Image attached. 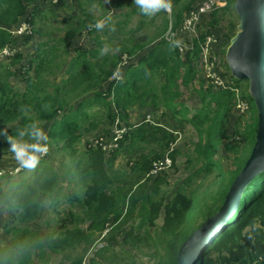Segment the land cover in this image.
<instances>
[{"label": "trees", "instance_id": "1", "mask_svg": "<svg viewBox=\"0 0 264 264\" xmlns=\"http://www.w3.org/2000/svg\"><path fill=\"white\" fill-rule=\"evenodd\" d=\"M89 1L94 4L96 0ZM200 1L167 0L170 13L165 8L145 19L132 0H106L102 2L104 10L129 8L106 21L105 36L94 27L89 28L97 19L94 15L86 13L82 18L72 14L63 21L66 25L63 38L48 36L38 42L34 56L26 59L19 52L9 62H0V129L15 135L31 121H38L48 137L47 151L62 149L71 155L77 152L73 160L76 170L70 168L68 173L81 182V195L74 192L69 197L71 203L80 205L81 211L69 208V216L43 240L38 230L23 227L21 223L40 215L44 206L42 198L57 202L62 192L57 170L47 163V152L33 167L31 176H20L12 185L11 177L0 179V202L11 208L12 219L20 223L6 230L12 236L10 246L0 245L3 264H30L35 255L47 260L48 253H56L70 264H83L86 260L89 264H145L138 255L148 256L150 264H178L180 246L200 227L195 224L196 219L190 222L196 198L208 212L204 220L219 210L251 154L259 118L248 80L233 75L235 80L229 88L214 90L208 86L205 90L200 85L196 89L200 104L191 117V109L184 102H177L181 95L178 81L190 88L198 77L193 62L200 54L205 35L215 33L220 40L217 51L226 53L237 33L236 28L230 30L224 24L225 20L239 23L235 0H228L204 20L207 29L202 30L193 50L182 54L165 34L170 25L178 28ZM79 4L84 5L80 0ZM138 13L137 23L131 25L132 17ZM46 19V13L38 14L37 0H0V49L10 44L20 46L19 37L11 29L24 21L31 27V32L23 35L24 43H29L35 35H46ZM146 23L152 25L153 31L140 34ZM85 32L90 36L89 45L74 46L71 39ZM104 45H108V51H102ZM124 56L128 63L124 77L119 78L116 73ZM17 63H21L19 67ZM224 64L230 73L226 59ZM63 69L66 76L56 82ZM17 72L25 74L22 92L14 91L12 84ZM244 81H247L245 86ZM238 87L241 98L250 102L247 111L250 116L243 127L239 125L241 118L236 110ZM147 106H152L156 114L143 118L132 128L131 111ZM116 117L130 126L125 135L128 153L141 150L132 159L128 172L126 169L119 172L113 166L121 149L108 156L101 146L90 142L81 152L77 147L83 134L97 128L103 118L106 124L107 119L113 122ZM190 124L199 138L186 154L188 176L169 195L161 188L162 183L168 184L167 179L161 175L151 178L149 172L153 163L167 154L175 160L179 151L172 145ZM103 134L107 135L108 131L104 130ZM238 141L247 148L246 155L241 153ZM221 147L235 154V169L227 176H222L224 171L215 159ZM0 151L10 152L8 141L2 136ZM216 169V176H220L218 189L208 193L199 186L192 187L195 178ZM25 171L23 168L22 175ZM161 217L159 226L156 221ZM194 264H264V171L245 186L237 209Z\"/></svg>", "mask_w": 264, "mask_h": 264}, {"label": "rangeland", "instance_id": "2", "mask_svg": "<svg viewBox=\"0 0 264 264\" xmlns=\"http://www.w3.org/2000/svg\"><path fill=\"white\" fill-rule=\"evenodd\" d=\"M84 5L83 7L90 9L94 8L92 11H86L84 8L79 4V0H58L57 3H53L52 0H37L38 3V14H47L48 20L46 19L45 22H47V25L44 28V31L47 33L41 39H46L48 36L51 37H60L63 38L65 36V27L66 25L63 24V21L68 19L72 14H74L77 17H85L86 13H90L94 15L95 18H103L105 16L110 17V19L114 18V15L119 14L120 12H125L126 7L129 8V6H126L124 9L122 8H111L110 10L106 8L104 10V6L102 5V2H106V0H96L94 4H92L90 1L87 2V0H80ZM30 8H33V5H30ZM166 11L170 13L169 9L166 8ZM116 13V14H115ZM209 15L203 16V21L205 19L209 18ZM140 13L136 14L135 17H132L131 25L134 23H137L135 18L139 17ZM143 18V17H142ZM145 19H149V16H144ZM26 22V21H24ZM22 22V23H24ZM21 23V24H22ZM225 26H227L230 30H233L236 28V31H239V23L236 25L235 22L230 23L228 21H224ZM202 22L199 25V29L201 28ZM20 26V25H19ZM18 27V26H17ZM15 27L14 29H16ZM153 27L151 24L146 23L143 26L142 31L140 34L145 33L147 35L148 32L153 31ZM98 34L101 36H105V27L102 30L97 31ZM23 35L25 34H15L18 38V43L21 47V50L19 52H23L25 55V58L28 59L31 56H34L35 54V42L34 38L29 43H24ZM36 36V35H35ZM73 40V41H72ZM71 42L74 46H80L85 47L88 46L91 42L90 36L85 32L83 35H79L75 39L72 38ZM51 43V42H49ZM176 45V44H175ZM74 48V47H72ZM178 50L185 54L190 50H193V48L188 49L185 52H182L179 48ZM227 50V49H226ZM34 51V52H33ZM18 52V53H19ZM207 59L205 55L203 54V49L201 46V51L198 56V58L193 62L196 69H198V77L193 85L190 86V88H186L181 81L179 80V91L181 93L180 97L177 98V102H184L185 105H187L191 112L189 113V116L191 117L195 112V107H198L200 104V96L199 93L196 91V89L199 88L201 85L203 89H207L208 86H211L214 90H219L226 88L229 83L234 82V77H232V74H230L226 66L224 64V61L226 59V53L223 51H215V46L212 45L208 48L207 51ZM21 63H17L16 67H19ZM125 67H122L120 70L117 71V77L122 78L124 77V70ZM15 70V68L13 69ZM60 74V75H59ZM56 76V82H58L62 77L66 76L65 70L63 69L61 73H59ZM24 73H18L12 77V84L14 87V91L22 92L25 88V81H24ZM219 77L223 80V84H215L213 83L214 77ZM246 80V79H241ZM203 81V82H202ZM247 81H244V86L246 85ZM249 83V81H248ZM243 86V87H244ZM195 88V89H194ZM237 93L240 95L241 90L238 87ZM242 96L240 95V98ZM247 104V109L242 112L239 116L241 118L239 120V125L244 126L246 120L249 118L250 113L248 114L247 111L250 109V102L247 98L243 100ZM97 109V105L94 107ZM136 114L130 115V125L131 127H135L137 123H139L143 118L150 117L151 114L155 115L156 111L152 106H147L143 108H136L135 110ZM232 125H234V120L231 121ZM14 125V124H12ZM10 125V126H12ZM232 127H229V129ZM125 129L124 133L121 136V139L117 141L118 147L117 149H121L118 153L116 159L114 160V168L117 169L119 172L126 169L128 172L131 167L132 159L136 158L134 154L128 153V144L125 138V135L129 132L130 126L126 125L125 123L121 122L118 117L115 118L113 122H109V120H106V124H104V118L102 119L101 123L97 128L94 130H91L90 132H85L81 139V141L77 144L78 149L85 150L88 142L92 143L93 145L96 144V140L101 141V138L109 139L111 138L115 133V130H123ZM108 131V134L104 136L103 131ZM231 131V129H230ZM103 134V135H102ZM199 138L198 132L196 128L190 124L187 129L183 132H181L176 140L174 141L172 148L174 150H178L179 153L176 155L175 160L171 158V165L162 171H159L157 176L161 175L165 177L168 181V184L162 183L161 188L162 190H167L168 194L171 195L172 190H174L178 185H180L186 176H188V170L186 168V160H187V153H190L192 147H194V144L197 143ZM237 144L241 145L239 147L241 149V153L243 155L247 154V148L242 147L244 144L241 142H236ZM105 146V144H104ZM54 148V147H53ZM138 150V149H137ZM140 151V150H139ZM45 154L47 156V163L49 165H52L53 168H55L58 172L60 184L62 187V192L56 200H45L42 197L43 200V208L41 209L40 215L34 219L25 221L21 223V226L26 227L28 229H34L38 230L41 233V236L43 240H45V236L49 233H53L55 230H57L58 225L61 223V220L64 217H68V209L73 208L77 212H80V205L78 203H71L69 197L74 194V192H80L79 188L81 186V182L79 179L73 175V173H68V169H72V171L76 170V166H73V160L77 157V152L74 155H71L66 150H50L46 151ZM141 152V151H140ZM140 152H137L138 154ZM107 153V152H106ZM241 154V155H242ZM53 157L51 158L50 156ZM234 153L233 152H227L225 151L224 147H221L217 153V156L215 159L218 160L220 163L219 168H221L224 173L222 176H227L229 172L233 169H235V163H234ZM22 169L23 167L19 166L15 159L13 158V154L11 152H3L0 151V179L2 181H5V178L11 177V183L10 185L14 184L20 176H31V173L33 171V168H25V172L22 175ZM218 172V169L213 171L212 173H209L207 175H204L202 178L198 177L195 178L191 185L193 188H197L198 186L202 189L208 190V193L214 192L216 189H218L220 185V176H216ZM5 177V178H3ZM155 176H151V178H154ZM79 181V182H78ZM17 185L14 187L16 188ZM19 190V189H18ZM158 194V197L161 196ZM81 195V192H80ZM20 210H23L20 208ZM206 210L202 207L201 202L198 198L195 200V204L193 207V210L190 213V222L193 223L196 219L195 224L198 226H201L204 220V215L206 214ZM208 213V212H207ZM16 214H19V212H16ZM13 213L11 211V208H9L7 205H4L0 202V245L2 247L10 246L11 242V233H8L6 230L9 227L10 230L12 228H16L14 226H20V223L18 222V219L13 220L12 219ZM156 223L160 226L162 224V217L159 218ZM101 244L99 243L98 246ZM48 258L47 260L40 259L36 255L34 256V260L30 264H70V261H63L61 256L56 253H48V255L45 256ZM139 259H142L145 264H150L149 257L138 255Z\"/></svg>", "mask_w": 264, "mask_h": 264}, {"label": "water", "instance_id": "3", "mask_svg": "<svg viewBox=\"0 0 264 264\" xmlns=\"http://www.w3.org/2000/svg\"><path fill=\"white\" fill-rule=\"evenodd\" d=\"M239 31L230 40L226 60L232 75L249 81V92L258 110L256 142L244 167L234 179L219 210L182 243L178 264H194L206 245L237 209L245 186L264 171V0H235Z\"/></svg>", "mask_w": 264, "mask_h": 264}, {"label": "built area", "instance_id": "4", "mask_svg": "<svg viewBox=\"0 0 264 264\" xmlns=\"http://www.w3.org/2000/svg\"><path fill=\"white\" fill-rule=\"evenodd\" d=\"M58 0H52L53 3H57ZM228 0H201L196 7L192 8L184 17L181 25L174 29L171 25L168 29V31L165 34V38L170 41L177 43H174L177 45V47L182 51L185 52L188 49L194 48L193 45L195 41H197L200 38V34L202 30L207 29L206 23L203 21V16L211 14L216 8L225 6L227 4ZM166 8L171 11L170 7L167 6ZM210 16V15H209ZM202 22L201 28L199 29V25ZM13 27L11 29L12 34L15 36V34H27L31 32V27L28 22H24L20 24L16 29ZM220 43L219 38L216 36L215 33H208L203 38V41L201 43L203 54L205 55L207 59V51L208 48L212 45L215 46V51H217L218 44ZM21 50L20 46L15 45H6L3 48L0 49V62H9V60L17 54ZM128 63L126 56H124V60L121 63V67H124ZM118 73H116L117 75ZM117 77V76H116ZM214 77L213 83L215 84H223V80L219 77ZM231 83L228 84L226 88L231 87ZM238 90V89H237ZM237 102H236V110L239 114L244 112L247 109V104L243 101L244 99L240 98V95L237 93ZM149 119L150 117H146ZM125 129L123 130H115L114 135L109 139H103L101 138V141L96 140V144L93 146H101L105 152H107L108 156L117 149L118 143L121 139L122 134L124 133ZM103 135V134H102ZM105 144V146H104ZM172 161L169 155H165L161 159L156 160L153 163V166L149 172V176H157L159 171L167 169L171 165ZM91 257V255H90ZM83 264H89L86 261L83 262Z\"/></svg>", "mask_w": 264, "mask_h": 264}, {"label": "clouds", "instance_id": "5", "mask_svg": "<svg viewBox=\"0 0 264 264\" xmlns=\"http://www.w3.org/2000/svg\"><path fill=\"white\" fill-rule=\"evenodd\" d=\"M132 2L141 14L149 17L168 6L167 0H132ZM109 19L110 17L107 16L96 19L94 24L89 25V28L102 30ZM102 51H108V45H104ZM0 136L8 141L13 158L23 168L35 167L40 157L47 151V134L40 123L35 120L19 129L15 135H9L6 129H0ZM0 264H3V261H0Z\"/></svg>", "mask_w": 264, "mask_h": 264}, {"label": "crops", "instance_id": "6", "mask_svg": "<svg viewBox=\"0 0 264 264\" xmlns=\"http://www.w3.org/2000/svg\"><path fill=\"white\" fill-rule=\"evenodd\" d=\"M37 36H38V37H37ZM36 37H37V41L35 42V48L37 47L38 42L44 40V39H41V37H43V35H41V36L36 35L35 38H34V40H36ZM121 68H122V67H121ZM121 68H120V69H121ZM120 69H119V70H120ZM59 75H60V74H59ZM135 110H136V109L132 110L131 113H130V115H132V114H136V113H135V112H136ZM140 151H141V150H140ZM140 151H139V149H138V150H136L133 154H134L135 156H137V155H138L137 152H140ZM136 154H137V155H136Z\"/></svg>", "mask_w": 264, "mask_h": 264}, {"label": "bare ground", "instance_id": "7", "mask_svg": "<svg viewBox=\"0 0 264 264\" xmlns=\"http://www.w3.org/2000/svg\"><path fill=\"white\" fill-rule=\"evenodd\" d=\"M27 22V21H26ZM202 255H203V253H202Z\"/></svg>", "mask_w": 264, "mask_h": 264}]
</instances>
